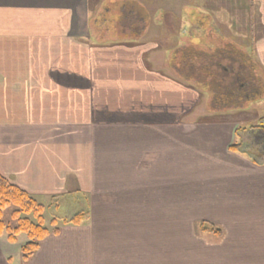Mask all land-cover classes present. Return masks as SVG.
I'll use <instances>...</instances> for the list:
<instances>
[{"label":"crops","instance_id":"crops-1","mask_svg":"<svg viewBox=\"0 0 264 264\" xmlns=\"http://www.w3.org/2000/svg\"><path fill=\"white\" fill-rule=\"evenodd\" d=\"M178 1L139 3L156 5L150 17L162 28L159 10L179 20ZM217 1L221 18L235 24V34L244 27L249 32L255 72L264 80V0L204 3ZM125 2L0 0V174L40 203L79 196L92 213L89 223L61 226L60 234L51 236L60 238L65 230L78 238L88 228L95 237L107 235V264H264V161L229 152L228 144L218 156L175 144L169 160L175 186H163L160 149L138 154L136 146L144 143L138 134L116 149L118 132L164 124L183 134L216 127L235 136L232 124H237L218 116L207 126L193 118L187 119L194 124L179 125L181 102L193 101L181 96V84L164 69L149 65L151 53L159 52L156 46L115 43L97 26L102 4L108 3L104 12L109 14L123 11ZM263 83L252 82L253 91L262 92ZM245 85L238 90L246 88L248 101L251 85ZM196 106L197 101L190 115ZM260 118L255 115L247 125ZM98 148L108 153V162L122 152L135 170L117 174L105 170L103 162L97 168ZM133 151L138 164L130 162ZM200 222L221 229L217 243L199 235Z\"/></svg>","mask_w":264,"mask_h":264},{"label":"rangeland","instance_id":"rangeland-1","mask_svg":"<svg viewBox=\"0 0 264 264\" xmlns=\"http://www.w3.org/2000/svg\"><path fill=\"white\" fill-rule=\"evenodd\" d=\"M182 1L179 0L177 2V7L180 9V11H183L182 17L180 16L179 20L170 18L173 16V14L159 10L157 19L161 18L160 23L164 24V28L166 29L163 31L161 28H154L156 32H153V34L149 37L145 36L143 38V40H146L147 42H149L148 40L150 39L157 40L155 46L157 49L156 51L159 52L152 53L151 57L148 59L149 65H151L152 69H164L165 73L171 76L172 67L177 66L179 68L181 76H184L181 71H185L187 76L191 77L192 79H202L204 78L202 76V72L201 74H197L198 76L194 75V73H196L195 68L197 66L205 67L207 65L209 67H212V70H209V68L205 69H207V75L210 76L209 79L211 81V87L209 89H212V91H214L213 98L211 96L212 94H208L204 89L200 90V87L203 86H201V84L199 83H197L199 86L198 88H196V85H192V87L194 88L181 85V96L190 98L193 103H196L197 101V106L195 108V113H192V116L190 115V112L194 111V108L191 109L193 103L190 105L188 103L185 104L181 102V106L179 107V114H181V123L179 122V125L181 126L182 124H194V120L187 119L193 118L199 125L207 126L211 122H213L211 121V119L214 120L217 118L220 119L222 117H225V119H227L231 124H238H232L233 129H235V132L237 131V129H240L239 134L243 135L249 132L252 127V133H256L255 127L258 126V120L255 121L252 125H247L246 121H251V119H253L255 115L258 118H264V90L260 92L261 88L259 87L256 90L257 92L253 91L254 84H251L250 89H248L249 100L246 101L245 104L244 99H233V96L235 95L234 92L232 90L227 91L220 82L216 81L218 80L216 77H211V75L213 74V68L220 69L222 72V68L224 67V74L229 71H231L230 73H233L234 70L236 72L235 74H237V71L239 69L233 67V63H227V55L223 53V50H230L234 53L233 49H236L234 45H238V49H236L238 52L236 54L239 55L241 49L245 48L247 46V41L250 40L248 39L249 32L244 27L240 29L237 34H235V24L232 25L231 20H223L221 18V14L219 12L221 11V5L218 3V1L215 4L204 3L205 0H186L188 3H184V1ZM142 5L144 6L143 8H145V10L142 9ZM145 6L149 7L151 5L140 4L139 0H126V2L122 4V8L124 9L123 11L119 10L118 12L116 9L110 7L114 11H110L109 14H106L104 12V9L108 8V3H104L102 4L99 15L95 18V20L98 21L97 26L99 28L104 29V32H109V40L116 39L115 43H117L118 36H127L125 40L123 39L126 42H124L123 40L120 41H123L124 43H131L130 41L134 39V36H132L134 34H132L134 27L133 24H135L137 21H140L138 17H141L142 20H144V17L145 21L142 25L149 26V20H147V16L145 13L147 12V10H149V12L147 13L150 14L151 11L154 10V8L156 7V5H154L155 7H149V9H147V7ZM157 23H159V20L157 21ZM246 24L247 21H242V25L245 26ZM223 25L228 27V35ZM181 27H183V34L180 36L177 33L179 32ZM231 33L234 36L233 38L229 36L231 35ZM172 35H175L176 37L179 36V38L176 39ZM101 39L102 36H99V40ZM174 42H176L178 48H180L178 49L179 51H176L177 49H173ZM229 43L232 44V47L228 46ZM189 45H192L193 47H189ZM125 46L128 47L127 45ZM153 47V45L149 46V48ZM207 50H210L213 55H207ZM119 51L121 50H117L116 52L119 53ZM246 51L248 52V49H246ZM164 52H168L167 55ZM132 56L135 57V54L132 53ZM168 64H170L171 66H169ZM233 78L235 81L234 74ZM258 82L260 83L261 81L258 79ZM227 86H229V88H232L231 85ZM233 87H238L240 89L241 84L234 82ZM232 89L236 91V89ZM251 90L253 91V93H249V91ZM255 92L256 95H254ZM229 96L232 97L231 99H233L234 102L230 103L231 100ZM214 107L216 108L217 112L219 111V115L207 116L208 114L213 112L210 111V109L212 110L214 109ZM241 108H244V115H241L239 113V110ZM218 116L221 117L219 118ZM239 126L241 127L238 128ZM172 127V125L160 124V126L158 125V127L149 126L148 128H146L147 130L140 133L118 132L115 135L116 149L119 150L120 146H124V142L128 141L129 135H131L132 138L135 134L141 135L142 141L144 140V143L139 147L136 146V149H138V154L142 151H151V153L153 154V152H155L157 148L158 150L160 149L163 152V155L161 157L162 168L160 169V174L158 177L159 179H165L162 183L163 186H165V184L169 186L170 183L175 186L176 176L173 177V169L169 167L171 149L175 144L180 146V150L187 149V151H191V149H193L192 147L195 146L201 148V151L205 150L206 153H211L215 156H218L220 155V152L223 151V148L227 146L226 144H228L229 146L231 144H237L241 142L239 134L235 133V136H231L229 132H220L219 128L216 127H210L206 132L202 128L197 127L195 133L192 134H189L191 132H186L185 134L179 133L177 129L171 131L173 129ZM179 134L182 136L179 137ZM111 145H113L112 138L110 139V146ZM84 146H86V144ZM102 148L104 151L107 152V146H102ZM194 149L192 151L199 150ZM257 149H259V151L263 153L264 156V146H260L256 148V150ZM97 151L100 155L99 158L96 157L99 159L96 165L97 168L101 169V162H103L104 169L110 172L120 174L133 171L134 168L129 163L125 162V158L122 152L115 154V157H113L110 153V157L112 159L110 162H108V153L105 156L100 151V148H98ZM245 151H247L246 156L254 158L257 157L256 159L260 158L258 154L255 151H252L251 149H245L244 152ZM101 155L105 156V158L102 159ZM137 158L138 157H136V154H134L133 151V153L131 154V164H134L135 162L138 164L139 160H137ZM150 168L148 170H150ZM181 168L183 170H186L189 167L184 166ZM154 169L150 170L151 173H154ZM160 183L161 182L158 180L156 184L158 188L161 187ZM67 198L61 197L60 199H57L59 204L56 203L57 200L52 201L51 204L48 201H45V199L41 200V204H43V207L45 209L43 213V217L45 220L44 226L50 232L53 231V228L50 227L49 224L52 218H56L60 222V220L68 219L81 211L87 212L89 214V219L82 225L89 223L90 217L92 215L91 211H89V207L84 205V202L81 201L79 196ZM77 203L82 207L78 206ZM54 205H57V207H55ZM12 210V207H7L3 211L4 222H13L12 224L15 223V221L10 217V213ZM228 222L232 225L231 219H229ZM58 226L61 227L62 225H59L58 223ZM197 231L201 237L207 239L209 242L217 243L220 240V237H217L214 234L202 233L200 231L199 224L197 225ZM92 236L93 235H91L90 228L85 230V232H83L78 238L74 237L70 231L65 230L62 232V236H60V238H54L50 235L41 243L39 251L27 263H24L21 260L20 247L23 243H25L26 237L24 235H19L18 242L13 245L7 243V235L3 234L2 237H0V264H107V235L105 239L101 234L96 237ZM75 241L77 242V244L74 243Z\"/></svg>","mask_w":264,"mask_h":264},{"label":"trees","instance_id":"trees-1","mask_svg":"<svg viewBox=\"0 0 264 264\" xmlns=\"http://www.w3.org/2000/svg\"><path fill=\"white\" fill-rule=\"evenodd\" d=\"M147 19L149 20V17H147ZM134 26L142 27V24L136 23V25L134 24ZM157 27H158L157 29L160 28L159 25ZM149 28L151 31L154 29L153 26H150ZM162 28L166 29L164 28V25H162ZM151 31H149L150 35H151ZM182 31H183V27H181V29L179 30L177 34L181 36L183 34ZM132 34H133L132 36H134V39L130 41L131 43H139V42L146 41V40H143L144 36L142 34L136 33V32H132ZM150 35H147V36L149 37ZM172 36L175 37L176 39L179 38V36L177 37L175 35H172ZM126 37L127 36H118L117 41L119 42L120 40H123V39L125 40ZM115 41L116 39L114 40V42ZM148 41L157 42V40H153V39H150ZM228 46L232 47V44L229 43ZM189 47H193V46L189 45ZM234 47L236 46L234 45ZM251 47H252V41L249 40L247 41V46L241 49V51L239 52L240 53L239 55L236 54L238 52L236 49L235 50L233 49L234 53L231 52L230 50L228 51L223 50L224 51L223 53L227 55V56L225 55L227 58L226 59L227 63L228 62L233 63L234 65L233 67H235L236 69H239L237 71V74H235L236 73L235 70L233 73H230L231 71H229L226 74H224L223 73L224 67H223L222 72L220 69L213 68V74L211 75V77L212 76L216 77L218 79L216 81L220 82L227 91L232 90L234 92L235 95L233 96V99L234 98H239L240 100L244 99L245 104H246L247 99L244 98L243 92H244V89L245 91L247 90L246 88H244L243 90H238L239 89L238 87H233L234 82H237L238 84H241V85L244 83L246 84L245 86L247 85L250 86L251 83L253 82L261 86V84L256 79L260 78V81L261 82L263 81L261 75H258L255 72L256 71V66H255L256 59H255V56H254V53ZM173 49H177L176 51H179L178 49H180L178 48V45L176 42H174ZM246 49H248V52L246 51ZM210 50H207L208 52L207 55H213ZM164 53L167 55L168 52H164ZM168 65L171 66L170 64ZM205 68H209V70H212V67H209L208 65L205 67L197 66L195 68L196 73H194V75L201 74L202 72L203 73L202 76L204 77L202 79H199V78L192 79L191 77L187 76L185 71H181L184 74V76L183 75L181 76L179 72V68L177 66L172 67L171 76L183 86L192 87V85L193 86L196 85V88H198L199 86L197 83L201 84V86L203 87H200V90L204 89L208 94L209 93L210 95L212 94L211 96L213 98L214 91H212V89H209L211 87V81L209 79L210 76L207 75V72H206L207 69ZM235 68H232V69H235ZM233 74L235 77V81L233 78ZM227 85H231L232 88L236 89V91L233 90L232 88H229V86ZM229 98L231 100L230 103L234 102V100L231 99L232 97L229 96ZM210 111L217 112L215 107L212 110L210 109ZM213 112L210 113L211 116L216 115V114H212ZM217 115H219V113ZM252 124L253 123H251L250 125ZM257 125L258 126L255 127L256 133L254 134L252 133L253 132L252 127L249 130V132L243 135L239 134L240 129H237L235 133L239 134V138L241 139V142L237 144L236 143L231 144L228 148L229 152H232V153H242L243 152V154H247L246 153L247 151L244 152V150L251 149L252 151H255L259 156L260 153L256 150V148L260 146H264V118L258 119ZM240 127L241 126H239L238 128ZM252 158L255 161H260L263 159V157L262 158L260 157L259 159H256L257 157L256 158L252 157ZM54 206L57 207V205H54ZM7 207L13 208V210L10 213L11 215L10 217L15 221L16 224L15 223L12 224L13 222L12 223L10 222L7 223L6 221L4 222L3 211ZM44 210L45 209L43 207V204L39 203L35 198L30 196L25 191L11 184L7 179H5L0 174V237H2L3 234H6L7 243L13 244V245L18 242L19 235H24L26 237L25 243H23L20 247L21 260L24 263H27L39 251L41 243L46 238H48L50 235L58 236L60 234V227L58 226V223L59 225H62V226L78 227V226H81L84 222H87V220L89 219V214L84 211L78 212L77 214H75L74 216L68 219H62L60 220V222L58 219L52 218L49 224H50V227L53 228V231L50 232L44 226L45 225V220L43 217ZM199 225H200V231L204 234H214L217 237L222 236V232L219 229L215 228L213 225L207 222H200Z\"/></svg>","mask_w":264,"mask_h":264},{"label":"flooded vegetation","instance_id":"flooded-vegetation-1","mask_svg":"<svg viewBox=\"0 0 264 264\" xmlns=\"http://www.w3.org/2000/svg\"><path fill=\"white\" fill-rule=\"evenodd\" d=\"M185 3V2H184ZM144 6H142V9H144L145 10V8H143ZM147 9H149L148 7H147ZM146 14V16L148 17L150 14L149 13H145ZM89 16H91V15H89ZM145 16V15H144ZM139 19H140V23L137 21L136 23H138V24H143L144 23V21H145V18L143 17V19L144 20H142V18L141 17H138ZM148 20V19H147ZM149 20H150V22H149V26H147V25H145V26H143L142 25V27H133V32H136V33H140V34H142L144 37L146 36L147 37V35H150L149 34V31H151L150 30V26H153V28H155V29H157L158 27V25L155 23V21L152 19V17H150L149 16ZM153 20V21H152ZM136 23H135V25H136ZM134 25V24H133ZM162 30L164 31L165 29H163L162 28ZM153 32H156L154 29L151 31V35L153 34ZM164 33V32H163ZM148 46H151V45H156V42L154 41V42H148V43H146ZM152 54V53H151Z\"/></svg>","mask_w":264,"mask_h":264}]
</instances>
